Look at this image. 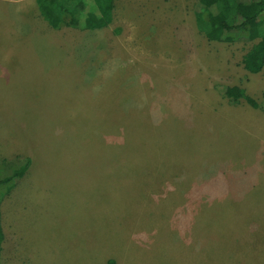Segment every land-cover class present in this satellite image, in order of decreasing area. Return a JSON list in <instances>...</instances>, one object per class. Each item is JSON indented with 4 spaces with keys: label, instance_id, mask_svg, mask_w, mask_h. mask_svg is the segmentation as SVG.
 I'll use <instances>...</instances> for the list:
<instances>
[{
    "label": "rangeland",
    "instance_id": "1",
    "mask_svg": "<svg viewBox=\"0 0 264 264\" xmlns=\"http://www.w3.org/2000/svg\"><path fill=\"white\" fill-rule=\"evenodd\" d=\"M113 2L105 28L56 30L0 0V176L31 158L0 186V264H264L253 42L198 32L197 0Z\"/></svg>",
    "mask_w": 264,
    "mask_h": 264
},
{
    "label": "trees",
    "instance_id": "2",
    "mask_svg": "<svg viewBox=\"0 0 264 264\" xmlns=\"http://www.w3.org/2000/svg\"><path fill=\"white\" fill-rule=\"evenodd\" d=\"M35 2L40 18L56 30L62 29L63 27L79 30H97L105 28L113 22V0H35ZM194 17L198 32L205 35L211 33L212 39L215 41L253 42L251 51H256L255 64L259 69L264 67V0H197L195 3ZM113 31L117 33L119 28H115ZM89 68L91 69L92 67ZM90 72L89 75L95 71L92 68ZM120 80L124 83L123 79ZM216 87H220L219 91H224L225 89L220 85ZM245 98L248 101L251 100L247 96ZM230 102H236V100L231 99ZM252 105L253 107L264 110V100L260 103L252 102ZM118 108L117 105L109 104L99 109L100 112L107 110L109 113L110 111L115 112ZM172 149H175L174 152L176 153L177 146L173 145ZM30 164V157H26L19 165H13L12 163L13 167L11 171H7V174L0 176V186L15 182V180L20 178L28 170ZM171 165H173V169H177L176 166L179 164L175 161L173 163L172 161ZM124 167H119L117 171L125 169ZM158 168L164 170V168L162 169L158 165L152 169H148L149 171L143 168L141 171H145V173L141 181L144 184L150 183L153 172L155 175L160 173L158 172ZM163 175L164 172H161L158 176ZM160 179L163 181L159 182L160 191L155 194V199L168 191V183H166L164 177H160ZM12 187L8 185L4 192L10 191ZM181 191L187 194L189 190L184 189ZM4 239L5 234L0 220V246Z\"/></svg>",
    "mask_w": 264,
    "mask_h": 264
},
{
    "label": "crops",
    "instance_id": "3",
    "mask_svg": "<svg viewBox=\"0 0 264 264\" xmlns=\"http://www.w3.org/2000/svg\"><path fill=\"white\" fill-rule=\"evenodd\" d=\"M244 234V233H243ZM246 237V238H245ZM245 237H240V238H244L245 240H248V238H250L251 240H253V238H252V235L251 234H248V236H245Z\"/></svg>",
    "mask_w": 264,
    "mask_h": 264
}]
</instances>
